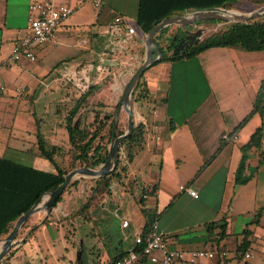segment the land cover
Returning <instances> with one entry per match:
<instances>
[{
	"label": "crops",
	"instance_id": "1",
	"mask_svg": "<svg viewBox=\"0 0 264 264\" xmlns=\"http://www.w3.org/2000/svg\"><path fill=\"white\" fill-rule=\"evenodd\" d=\"M30 1L0 0V61L10 55L13 40L23 33ZM86 1L95 8L93 14L89 9L80 11ZM69 2L74 11L61 21L53 39L34 48L35 60L21 57L0 65V85L5 86L0 89V155L49 171L55 167L40 154L36 132L38 128L47 145L69 147L68 113L61 124L42 119L51 103L56 111L59 103L66 104L65 89L74 93L63 80L61 64L78 60L112 66L113 75L95 73L98 78L91 91L111 100L105 101V109L116 111L124 85L145 57V36L130 49H123L124 43L117 46V40L126 42V28L109 26L115 14H123L133 23L138 0ZM86 15L94 21L81 20ZM172 53L169 49L164 52ZM143 79L148 99L133 114L146 122L143 146L121 176L111 180L109 192L90 199L98 177L77 175L43 224L44 211L30 216L32 226H37L31 239L38 243L42 260L54 259L48 264H109L134 246V236L146 232L148 214H154L171 248L225 247L237 255L177 264H264V161L254 169L257 149H248L246 157V172L254 171V175L246 183L234 181L240 146L261 122L254 113L235 129L251 110L264 79V50L215 45L189 57L158 58L146 67ZM15 86L24 87L28 98L17 99ZM123 116L126 113L120 109L118 120ZM223 133L229 137L223 139ZM180 184L193 187L198 196H191ZM150 187L154 192L143 197ZM124 219L125 226L121 224ZM210 221L225 223L222 238L209 237L205 225ZM219 231L220 227L214 229ZM244 238L248 241L244 251L252 255L241 259L242 251L237 248ZM19 254L27 257L23 247L16 256Z\"/></svg>",
	"mask_w": 264,
	"mask_h": 264
},
{
	"label": "trees",
	"instance_id": "2",
	"mask_svg": "<svg viewBox=\"0 0 264 264\" xmlns=\"http://www.w3.org/2000/svg\"><path fill=\"white\" fill-rule=\"evenodd\" d=\"M236 2L238 0H138V10L134 17V23L146 34L152 25L164 17L185 14L193 10L208 7L232 9L236 8ZM167 28L168 25L162 27L155 34L157 47L162 53L160 59L178 56L189 57L207 47L215 45L240 46L246 50H264V19L255 20L252 18L247 21H230L221 29L209 33L201 38V40L193 41L182 54L172 53L166 55L162 51L159 39L161 33ZM169 45L168 43L167 46L169 47ZM143 73L136 81L132 92V102L136 106H141L148 99V90L143 79ZM92 87L85 94L76 98L65 117V127L69 141L67 149L60 145H47L41 131L37 128V144L40 154L51 161L55 167V171L33 167L0 155V236L7 234L10 225L12 226L16 217L26 211L43 192L52 190L60 184L64 179V174L68 170L78 166L96 167L104 161L115 122V108L111 111H104L102 107H95L92 118L87 123L79 122L80 120L77 121L76 119L80 115V107L86 100ZM254 113L259 114L261 122L250 134L247 141L240 146L241 156L234 172L236 184L246 183L254 175V171L246 172L248 149L255 148L258 150V162L254 169L264 161V79L256 93L251 110L244 115L235 129L241 127ZM121 122L117 121L115 135L122 134L125 131L121 127ZM125 126H127V119ZM145 131L146 122L134 117L132 131L121 142L119 161L108 174L94 179V185L91 186L90 199L96 197L97 194L109 192L111 180L121 176V173L126 170L128 162L133 160L137 151L143 146ZM122 153L124 157H120ZM54 154L69 157V167H63L58 159L55 160ZM124 159L126 162L121 163ZM75 182V180L69 181L66 187L75 184ZM61 197L62 194L58 197L57 201ZM83 207L85 208L86 205ZM154 218V214H148L147 224L149 225ZM27 220L28 218L21 227L26 225ZM205 226L209 237L213 240H218L225 235L224 222L210 221ZM216 227H220L219 232H214ZM35 229L33 230L35 231ZM32 231L29 234L33 233ZM142 233L144 234L145 232ZM247 243L248 241L244 238L238 246L237 252L244 251Z\"/></svg>",
	"mask_w": 264,
	"mask_h": 264
},
{
	"label": "built area",
	"instance_id": "3",
	"mask_svg": "<svg viewBox=\"0 0 264 264\" xmlns=\"http://www.w3.org/2000/svg\"><path fill=\"white\" fill-rule=\"evenodd\" d=\"M94 1L95 4H98V0ZM73 11L74 8L69 0H31L23 33L13 40L10 55L1 60L0 65L10 61L14 62L21 57L35 60L34 48L53 39L61 21L72 14ZM112 24L126 28V42L121 41V39L117 40V46L122 47L121 42L124 43L123 47L125 48L123 49H130L136 40L145 36V33L134 22H128L127 17L123 14H115L109 26ZM60 70L63 80L70 86L77 97L85 94L90 89L91 84L98 78L95 73L106 71V74L113 75L115 72L113 67L109 65H93L91 63H82L78 60L65 61L61 64ZM4 88V85H0V89ZM13 91L17 99L28 98V92L22 86H15ZM221 137L227 139L229 134L223 133ZM120 157H124V154H120ZM179 187L193 197L198 196L197 191L189 185L180 184ZM150 192H154V187L145 189L142 196L145 197ZM127 223L126 219L121 222L123 226L127 225ZM216 255L221 257L237 256L236 253L231 254L225 247L189 250L171 248L165 240L162 230L159 229L157 220L154 218L149 223L144 234L139 232L134 236V246L126 253L112 259L109 264H148V262L177 264L181 260L194 262L199 258H213ZM251 255L252 253L249 250L239 253L241 259H246Z\"/></svg>",
	"mask_w": 264,
	"mask_h": 264
},
{
	"label": "water",
	"instance_id": "4",
	"mask_svg": "<svg viewBox=\"0 0 264 264\" xmlns=\"http://www.w3.org/2000/svg\"><path fill=\"white\" fill-rule=\"evenodd\" d=\"M262 13H264V3L260 4L259 6L248 12L222 7H208L204 9L193 10L185 14H176L173 16L164 17L158 22H156L154 25H152L151 28L145 34V57L129 76L122 90L121 97L119 99V106L115 111V122L112 128V135L104 161L101 162L98 167L78 166L68 170L64 174V179L60 184H58L52 190L43 192L26 211L22 212L19 216H17L5 237L2 238V244L0 246V261L9 249L18 246L21 242L24 241L29 232H31L37 227L32 226L24 236L19 239H16V233L18 232L19 228L24 223V221L29 218L33 213L37 211H44L45 217L40 222V224H43L46 219V215L50 212L52 206L55 204L58 197L62 194L69 181H71L75 176L88 175L91 177H100L102 175L108 174L115 168L117 162L119 161V148L121 142L123 138L130 134L133 127L134 116L131 98L134 85L139 79L140 75L146 69V67L153 61L160 58L162 55L160 49L157 47V43L155 40V34L162 27L173 23L178 26V30L181 25H190L196 23L199 20L205 19H221L225 21H247L256 16H259ZM183 31L185 35L181 36L179 40L173 45V53H184L189 44H191L193 41H199L202 38V27H197L195 30L185 28ZM120 109H123L126 113L127 126L122 134L115 135V127L119 118Z\"/></svg>",
	"mask_w": 264,
	"mask_h": 264
},
{
	"label": "rangeland",
	"instance_id": "5",
	"mask_svg": "<svg viewBox=\"0 0 264 264\" xmlns=\"http://www.w3.org/2000/svg\"><path fill=\"white\" fill-rule=\"evenodd\" d=\"M264 3V0H238V2L235 3V7L236 8H232L233 10H239V11H251L252 9L256 8L257 6H259L260 4ZM84 4V5H83ZM83 4H81L79 7H81V10H91V13L93 14V10L95 8H93V5L91 2H84ZM189 13V12H188ZM89 18L86 16H82L81 20L87 22L90 21V23L92 21H94L93 17L90 18V20H88ZM253 19L255 20H262L264 19V13L260 14L259 16L254 17ZM230 21H225V20H217V19H205V20H199L194 24H190V25H182L185 28H189L190 30H195L197 27H202L203 28V32H202V38L206 35H208L211 32H214L218 29H221L226 23H228ZM94 26L96 27L97 24L95 23ZM177 25L175 24H169L168 28L161 33L160 35V44H161V49L163 52H165L168 49V43H169V38L170 36L173 34V32L176 30ZM157 34V33H156ZM173 48H170V52H172ZM125 86V85H124ZM67 91L66 93V104H60L58 105L59 109L56 111V105L51 103V105H49L47 107L46 115H44V118L42 119H47L53 122H57L59 124H61L62 122H64V114L69 112V109L71 108V106L73 105V103L75 102L77 96L74 95V93L69 89H65ZM132 99V98H131ZM106 99L103 96H96L94 95V91H91L89 95H87L86 100L84 101V103H82V106L80 107V122L83 123H87L91 120L92 118V110L95 107H102V110H108L111 111V109H105L107 104H106ZM109 102H112L111 100H108ZM140 106H136L135 104H133L132 102V108L133 110V114L134 111L136 110V108H138ZM122 122H121V127L124 128V130L126 129L125 123H126V116L122 117ZM45 119V120H46ZM57 132V131H56ZM57 137L61 138V134H59V132L56 133ZM110 142V141H109ZM109 145V144H108ZM63 146V145H62ZM65 154V153H64ZM57 159L59 161V163L63 166L68 168L69 164H70V160L69 157H63V155H57ZM98 167V166H96ZM30 218H28L26 225L22 226L18 233L16 234V239L21 238L26 231L34 224V222L30 221ZM11 228V225L9 227V229ZM37 231V229H35V231L33 230L31 234H34ZM29 234L26 238V241L23 244H20L17 247L11 248L9 249L5 255L3 256V258L0 261V264H48V263H54V259L48 260V262L43 261L42 259H44L43 254L41 253V250H39L38 247V243L36 241H34L32 238L33 235ZM5 235L0 236V245L2 244V238H4ZM25 248V251L27 252V257L26 258H22L21 254L17 255V251L21 248ZM37 253V254H36ZM31 254V255H30ZM36 254V255H35ZM17 258V260H16ZM8 260V262H7ZM50 261V262H49Z\"/></svg>",
	"mask_w": 264,
	"mask_h": 264
},
{
	"label": "flooded vegetation",
	"instance_id": "6",
	"mask_svg": "<svg viewBox=\"0 0 264 264\" xmlns=\"http://www.w3.org/2000/svg\"><path fill=\"white\" fill-rule=\"evenodd\" d=\"M185 29V27L184 28H179L178 30L176 29L174 32H173V34L171 35V38H170V45H169V47H168V49L170 50V48H173V45L179 40V38L181 37V36H184L185 35V33H184V30Z\"/></svg>",
	"mask_w": 264,
	"mask_h": 264
},
{
	"label": "bare ground",
	"instance_id": "7",
	"mask_svg": "<svg viewBox=\"0 0 264 264\" xmlns=\"http://www.w3.org/2000/svg\"><path fill=\"white\" fill-rule=\"evenodd\" d=\"M1 246V245H0Z\"/></svg>",
	"mask_w": 264,
	"mask_h": 264
}]
</instances>
